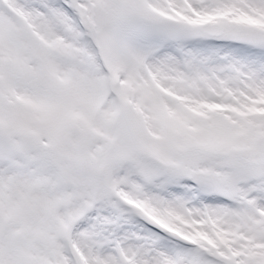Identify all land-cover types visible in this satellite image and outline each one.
<instances>
[{
    "label": "snow or ice",
    "instance_id": "1",
    "mask_svg": "<svg viewBox=\"0 0 264 264\" xmlns=\"http://www.w3.org/2000/svg\"><path fill=\"white\" fill-rule=\"evenodd\" d=\"M0 264H264V0H0Z\"/></svg>",
    "mask_w": 264,
    "mask_h": 264
}]
</instances>
